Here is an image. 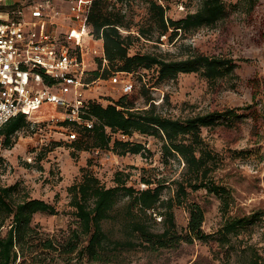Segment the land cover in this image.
I'll return each mask as SVG.
<instances>
[{"label":"trees","instance_id":"1","mask_svg":"<svg viewBox=\"0 0 264 264\" xmlns=\"http://www.w3.org/2000/svg\"><path fill=\"white\" fill-rule=\"evenodd\" d=\"M145 1L148 3L149 28L137 31L141 37L158 43L170 30L168 38L171 42L178 35L215 27L228 15L225 0H198L196 10L180 19L166 16L165 4L170 0ZM242 1L247 13L254 9L257 2L237 0L234 5ZM108 6L109 0H93L89 12V31L102 40L107 64L101 68L99 60L98 68L90 70L86 81L105 78L116 71L132 75L152 68L157 72V83L174 79L179 73L196 72L211 82L236 75L234 58L223 54H204L191 46L178 58L161 52L131 55L129 49L136 36L131 32L130 22L119 8ZM123 29L128 30L126 34ZM154 31H157L156 36ZM145 85H142L141 91L144 106H137L135 100L128 97L129 94H122L107 104L88 99L84 109L86 117L94 119L91 128L67 120H59L56 124L77 131L78 137L70 141L75 149L82 151L111 150L120 156L141 154L147 148L142 142L131 140L134 133L159 138L162 161L169 163L170 159H174L183 164L179 176L170 182L175 187L169 188L165 195L164 189L170 187L165 180L143 174L141 183L144 187L138 188L128 185L129 175L122 172H117L115 185L106 186L92 172L85 171L80 181L68 188L69 204L74 208L76 217L75 226L70 228L68 235L58 238L56 234L39 230L38 224H32L33 215L37 212L56 214L53 204L21 195L17 183H0V264H77L85 258L90 262L122 263L126 253L133 250L155 251L181 242H193L195 239L208 241L215 237L223 247L228 244V248H233L232 237L240 233L245 219L229 214L233 200L231 189L214 179L212 173L217 157L206 146L201 131L203 127L220 125V118L233 116L235 110L172 116L161 110ZM40 121L31 120L21 112L0 126V137L10 146L16 132ZM47 121L52 122L50 119ZM120 135L126 138H120ZM43 157L44 154L38 153L37 160L41 161ZM200 188H206L220 200L224 221L216 233L203 232V208L187 202L189 189L196 191ZM179 205H186L189 212L187 226L182 232L177 228L174 213ZM157 216L160 217V229L155 226L159 223ZM245 264H264V258L256 252Z\"/></svg>","mask_w":264,"mask_h":264},{"label":"rangeland","instance_id":"2","mask_svg":"<svg viewBox=\"0 0 264 264\" xmlns=\"http://www.w3.org/2000/svg\"><path fill=\"white\" fill-rule=\"evenodd\" d=\"M225 2L228 15L215 27L178 35L171 42L170 30L161 37V43L138 34V29L149 28L147 1L109 0L108 7L119 8L130 22L131 32L136 36L129 49L131 55L161 52L178 58L191 46L204 54H223L235 59L236 75L212 82L191 72L157 83L154 68L139 70L131 75L134 89L128 95L137 106H144L141 91L146 84L161 110L172 116L235 110L233 116L221 117L220 125L203 127L201 131L206 146L217 157L214 179L231 189L233 200L229 214L245 219L240 233L232 237L233 248H228V244L223 247L216 237L208 241L195 239L155 251L133 250L126 253L122 263L90 262L85 258L77 264H245L256 252L264 258V0H257L249 13L243 1L237 5H234L237 0ZM165 5L166 16L180 19L196 10L199 1L170 0ZM122 31L126 34L128 30ZM97 68L98 65L92 66L94 70ZM86 95L103 104L122 96L119 86L110 84L109 76L96 78ZM48 117L43 115L38 124L16 132L10 146L0 137V183H17L21 195L44 199L57 209L56 214L33 215L32 224H38L39 230L56 234L58 238L69 234L76 217L69 204L68 188L80 181L85 171L92 172L106 186L115 185L117 172H122L129 175L127 184L138 188L144 187L143 174L165 180L170 186L164 189L165 195L169 188L175 187L170 182L179 176L183 164L174 159L169 163L162 161L159 138L134 133L131 140L142 142L147 148L141 154L120 156L111 150L82 151L75 149L63 129L56 121L48 122ZM38 153L44 154L41 161L37 160ZM187 202L203 208V232L216 233L221 228L224 216L216 195L206 188L189 189ZM174 213L179 232L185 231L189 217L187 206H176ZM156 220L159 222L160 217ZM155 226L160 229L161 223Z\"/></svg>","mask_w":264,"mask_h":264},{"label":"built area","instance_id":"3","mask_svg":"<svg viewBox=\"0 0 264 264\" xmlns=\"http://www.w3.org/2000/svg\"><path fill=\"white\" fill-rule=\"evenodd\" d=\"M93 0H0V126L24 112L38 121L67 120L91 128L86 81L92 66H106L102 40L89 31ZM121 94L134 89L131 74L109 76ZM68 140L76 130L64 127ZM120 138H126L120 135Z\"/></svg>","mask_w":264,"mask_h":264}]
</instances>
